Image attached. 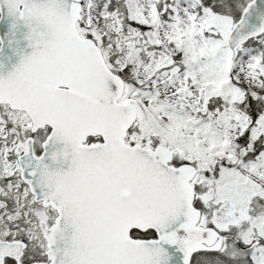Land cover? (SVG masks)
<instances>
[{"label":"snow or ice","instance_id":"6c2138e0","mask_svg":"<svg viewBox=\"0 0 264 264\" xmlns=\"http://www.w3.org/2000/svg\"><path fill=\"white\" fill-rule=\"evenodd\" d=\"M0 264H264V0H0Z\"/></svg>","mask_w":264,"mask_h":264}]
</instances>
